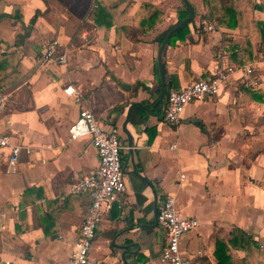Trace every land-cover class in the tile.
Listing matches in <instances>:
<instances>
[{"label":"crops","instance_id":"1","mask_svg":"<svg viewBox=\"0 0 264 264\" xmlns=\"http://www.w3.org/2000/svg\"><path fill=\"white\" fill-rule=\"evenodd\" d=\"M187 1L193 18L185 37L163 51L165 94L158 100L157 40L179 23L182 0H117L129 10L127 30H85L79 45L72 38L94 0H0V77L10 73L0 90L7 96L0 134L30 148L14 173L0 149V264H67L89 206L86 195L69 188L98 164L88 140L68 138L84 109L105 130H116L126 186L102 215L90 264H158L165 237L156 215L168 194L182 217L198 222L180 241L183 256L217 264L220 239L234 264H264V58L246 64L256 67L257 89L243 87L236 74L215 97L188 104L179 124H168V92L211 78L245 41L238 28L206 19L205 0ZM255 4L263 9L247 6L244 16L264 23V0ZM143 7L158 12L146 31L138 24L148 16ZM212 22L215 31H204ZM52 40L68 51L67 64L44 60ZM67 88L78 93L77 103ZM235 230L254 245L241 248L245 244L235 240L232 247Z\"/></svg>","mask_w":264,"mask_h":264},{"label":"built area","instance_id":"2","mask_svg":"<svg viewBox=\"0 0 264 264\" xmlns=\"http://www.w3.org/2000/svg\"><path fill=\"white\" fill-rule=\"evenodd\" d=\"M215 23L204 24L203 30L213 32ZM61 49V50H60ZM60 53L56 55L57 51ZM43 58L46 62L58 65L67 64L68 51L62 48L58 40H52L45 45ZM264 64V61H263ZM238 74L243 87L253 90L258 88L256 67L253 64L246 66H228L220 63L213 76L206 80H197L177 90H170L166 96L163 116L170 125L180 123L185 107L191 103L203 101L218 95L229 82L230 77ZM65 89L66 94L75 96L79 101L78 93ZM75 94V95H74ZM7 96L0 95V114L6 106ZM69 141L86 139L97 152L98 164L95 168L85 172L82 178L73 183L69 191L74 195H86L89 206L84 214L78 231V239L71 248L67 264H90L89 251L92 246L95 231L102 220V215L110 211L112 206L119 202L126 193V186L122 176L120 160L121 145L116 130H105L89 110H80L77 119L69 126ZM13 140L11 136L0 134V149L6 150V169L16 172V166L22 151L30 153V148ZM185 175H180V181L186 182ZM156 224L164 234L165 240L160 248L158 264H194L183 256L180 250L182 237L197 228L198 222L194 218L182 217L176 209L174 196L168 194L156 215Z\"/></svg>","mask_w":264,"mask_h":264},{"label":"trees","instance_id":"3","mask_svg":"<svg viewBox=\"0 0 264 264\" xmlns=\"http://www.w3.org/2000/svg\"><path fill=\"white\" fill-rule=\"evenodd\" d=\"M117 0H94V7L89 13L87 21L80 26L75 35L72 38L73 43L80 44L77 37L83 32H93L96 29H110L112 26L116 27V30L127 29L124 28L123 23L127 20L128 8H124L123 2L115 4ZM207 13L206 19L214 18L219 26L228 29L238 28L240 33L244 35L245 41L241 47V50L235 51L229 57L228 66H244L248 63L256 61L258 55L261 54L264 58V23L263 22H251L244 16V9L247 6H251L257 10L263 9V6L255 4V0H205ZM185 8V7H184ZM146 9L145 13L147 17H142L139 21V26L142 29H150L154 26L158 16V12L153 11L152 8L143 7ZM188 14L187 9L178 15V22H181ZM36 18V17H35ZM35 18L32 19L34 22ZM191 22V21H190ZM181 27L174 32L169 38L167 45H174L176 41L182 40L189 31V24ZM171 29V28H170ZM142 30V31H144ZM146 31V30H145ZM169 30L158 37V43L161 44ZM147 32H144L146 34ZM60 53L57 51L56 55ZM10 73L4 72V76L0 77V90L6 87V81L9 79ZM128 89V87H126ZM169 84L166 85V93L168 92ZM2 93H0L1 95ZM239 240V243L245 244L241 248H247L254 243L251 239L242 232L235 230L232 232V239L228 240V243L235 247L234 241ZM249 251V250H248ZM215 258L217 264H234L229 253L227 243L223 240L217 239L215 245ZM243 264V261L241 262Z\"/></svg>","mask_w":264,"mask_h":264},{"label":"water","instance_id":"4","mask_svg":"<svg viewBox=\"0 0 264 264\" xmlns=\"http://www.w3.org/2000/svg\"><path fill=\"white\" fill-rule=\"evenodd\" d=\"M183 3L185 4L187 10H188V15L186 18H184L181 22H179L178 24H176L172 29L169 30V32L166 34V36L164 37L163 41L161 42L160 46H159V50H158V54H157V68H158V72H159V76H160V93L158 96V100H162L165 94V78H164V70H163V65H162V54L163 51L167 45V42L169 40V38L171 37V35L176 32L177 30H179L181 27H183L184 25H186L189 21L192 20L193 18V8L192 6L188 3L187 0H182ZM128 145L131 147L132 142L131 140L129 141ZM163 245V244H162Z\"/></svg>","mask_w":264,"mask_h":264}]
</instances>
